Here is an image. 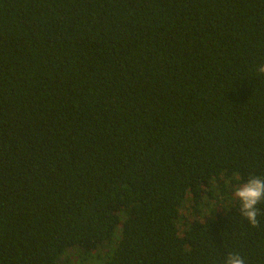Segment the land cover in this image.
Listing matches in <instances>:
<instances>
[{
    "label": "trees",
    "instance_id": "16d2710c",
    "mask_svg": "<svg viewBox=\"0 0 264 264\" xmlns=\"http://www.w3.org/2000/svg\"><path fill=\"white\" fill-rule=\"evenodd\" d=\"M261 67L264 0H0V264H264Z\"/></svg>",
    "mask_w": 264,
    "mask_h": 264
},
{
    "label": "clouds",
    "instance_id": "9594fccd",
    "mask_svg": "<svg viewBox=\"0 0 264 264\" xmlns=\"http://www.w3.org/2000/svg\"><path fill=\"white\" fill-rule=\"evenodd\" d=\"M260 71L264 72V67ZM233 195L239 201L241 215L253 227H258L260 209L257 206L264 201V177L250 176L246 182L235 186ZM224 264H246V260L239 252H234L227 255Z\"/></svg>",
    "mask_w": 264,
    "mask_h": 264
},
{
    "label": "rangeland",
    "instance_id": "374dc122",
    "mask_svg": "<svg viewBox=\"0 0 264 264\" xmlns=\"http://www.w3.org/2000/svg\"><path fill=\"white\" fill-rule=\"evenodd\" d=\"M221 205V202H218L217 200H212L209 206V209L213 210L214 212L218 210L219 206ZM209 211H207L208 213ZM205 213V212H204ZM116 244L114 245L113 249H111V252L108 251V247H103L100 249V247L97 250L92 251H84L77 252L76 248L68 249L65 251V255L70 260L69 263H75V264H106V262L110 259L112 256V252L115 248ZM65 256V257H66Z\"/></svg>",
    "mask_w": 264,
    "mask_h": 264
}]
</instances>
